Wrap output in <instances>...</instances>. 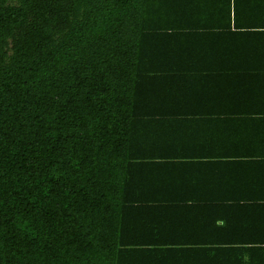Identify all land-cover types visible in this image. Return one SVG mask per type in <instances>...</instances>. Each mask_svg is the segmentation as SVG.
<instances>
[{"label":"trees","instance_id":"1","mask_svg":"<svg viewBox=\"0 0 264 264\" xmlns=\"http://www.w3.org/2000/svg\"><path fill=\"white\" fill-rule=\"evenodd\" d=\"M202 23L245 28L264 54V0H0V264H243L147 237L154 208L137 205L142 152L190 144L157 136L181 112L151 107L178 88L146 59L191 54L161 33ZM251 241L242 257L264 264V239Z\"/></svg>","mask_w":264,"mask_h":264},{"label":"crops","instance_id":"2","mask_svg":"<svg viewBox=\"0 0 264 264\" xmlns=\"http://www.w3.org/2000/svg\"><path fill=\"white\" fill-rule=\"evenodd\" d=\"M206 1L211 5L215 0ZM187 30L161 35L186 40L191 54L146 59L149 76L172 79L178 88L172 104L161 101L151 107L181 112L164 114L162 121L171 126H157V136L165 145L182 137L190 144L184 150L142 152L148 198L137 205L154 208V215L142 216L150 224L144 233L220 246L225 258L237 256V263L250 264L242 257L249 252L241 251L243 244L264 239V54L257 50L251 55L247 45L258 42L234 24H193ZM158 62L172 63V70L162 72L161 65H154ZM175 130L182 131L176 133L180 137Z\"/></svg>","mask_w":264,"mask_h":264}]
</instances>
